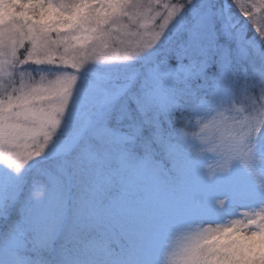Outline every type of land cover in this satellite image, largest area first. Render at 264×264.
I'll use <instances>...</instances> for the list:
<instances>
[{
    "label": "snow or ice",
    "instance_id": "obj_1",
    "mask_svg": "<svg viewBox=\"0 0 264 264\" xmlns=\"http://www.w3.org/2000/svg\"><path fill=\"white\" fill-rule=\"evenodd\" d=\"M0 264H264V0H0Z\"/></svg>",
    "mask_w": 264,
    "mask_h": 264
},
{
    "label": "rangeland",
    "instance_id": "obj_2",
    "mask_svg": "<svg viewBox=\"0 0 264 264\" xmlns=\"http://www.w3.org/2000/svg\"><path fill=\"white\" fill-rule=\"evenodd\" d=\"M113 194H115V193H113Z\"/></svg>",
    "mask_w": 264,
    "mask_h": 264
}]
</instances>
